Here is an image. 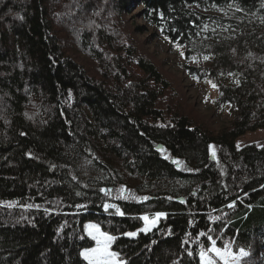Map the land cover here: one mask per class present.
<instances>
[{
  "label": "trees",
  "instance_id": "obj_1",
  "mask_svg": "<svg viewBox=\"0 0 264 264\" xmlns=\"http://www.w3.org/2000/svg\"><path fill=\"white\" fill-rule=\"evenodd\" d=\"M134 4L199 61L228 125L160 106L170 83L140 52ZM259 127L264 0H0V264H88L87 220L123 264H200L208 236L257 263L264 145L235 140ZM147 212L163 215L142 231Z\"/></svg>",
  "mask_w": 264,
  "mask_h": 264
},
{
  "label": "rangeland",
  "instance_id": "obj_2",
  "mask_svg": "<svg viewBox=\"0 0 264 264\" xmlns=\"http://www.w3.org/2000/svg\"><path fill=\"white\" fill-rule=\"evenodd\" d=\"M131 10L133 15L130 16L128 20L130 26L133 27L132 33L139 42L138 45L141 48L140 52L146 53L147 56L149 55L151 57L163 76L170 83V90H166L163 98H161L163 100V104L160 106L163 108L167 107L184 110L204 128H208L213 131H217L228 125L233 119V110L229 104H219L217 102V98L219 96L218 86L211 79H201L198 76H192L189 73L187 65H193L199 61L196 59L186 58L184 47L182 45L172 42L168 38L165 39L166 36L163 34L161 29L152 24L150 20L144 16L141 5L134 4L131 7ZM136 25L140 26V28H134ZM181 53H183V55H181ZM72 55L73 54H71V56ZM78 57L81 63H84V61L87 62L88 60L93 63L97 62L96 60L93 61L88 57L86 58V56L83 55V52L82 54H79ZM72 58L77 59L76 56H72ZM82 58H84V60H82ZM86 68L89 69L87 66ZM100 71L99 73H95L91 70L89 72H91L90 74L92 75L95 74L96 78L99 77ZM213 85H215V87H213ZM252 143L258 146L264 145V127L248 130L238 136L235 140V146L237 149ZM145 216L149 219L147 221L143 219L141 230L149 231L158 224L160 216L157 217V213L151 214L148 212L142 215V217ZM88 225H95L101 232L111 235L107 231L102 230L98 223L87 220L84 223L82 236L89 239L91 243L82 247L81 253L97 247V239H100L98 236L97 239H93V236L97 234L92 229L87 228L86 226ZM90 231L93 232V236L89 235ZM137 232V230L129 231L127 234L135 233L136 235ZM113 244L114 241L110 245V250L116 252L118 254V259L124 262L125 260L119 257V253L114 249ZM216 246L221 248L227 246L234 255H239L240 250L249 254L246 248L242 246L237 252L232 250L230 248L231 246L227 243L223 246ZM209 255L211 256L212 254L210 253ZM247 257L248 255L240 257L238 262L229 258V264H264V249L259 251V261L257 263L254 259L249 262L250 259H246ZM213 258L215 259V257ZM216 264H221V262L217 259Z\"/></svg>",
  "mask_w": 264,
  "mask_h": 264
},
{
  "label": "snow or ice",
  "instance_id": "obj_3",
  "mask_svg": "<svg viewBox=\"0 0 264 264\" xmlns=\"http://www.w3.org/2000/svg\"><path fill=\"white\" fill-rule=\"evenodd\" d=\"M165 39H167V37H165ZM181 55H183V53H181ZM204 59L207 60L209 57L205 56ZM213 87H215V85H213ZM209 147L212 149L211 145ZM212 155L215 157L214 151H212ZM175 163L179 164L180 162L175 161ZM232 206L233 205H229V207ZM105 207L108 208L111 206L106 205ZM117 211H119V209H117ZM120 214L123 215V213ZM162 215L163 213H157V217ZM142 219L147 221L149 218L145 216L142 217ZM86 227L92 229L97 234L93 236V232H89V235L93 236V239H97V236L100 237V239H97V247L81 253L88 264H123V261L118 259V254L110 250V245L115 240V237L101 232L100 229L95 225H88ZM128 235L134 236L135 233H129ZM201 235H203V233H201ZM207 240L209 241V246L206 248V250H202L199 253L200 264H216L217 259L221 262V264H229V258H232L234 261L238 262L240 257L248 255V253L244 252L243 250H240L239 255H234L227 246H224L223 248L217 247L216 241L211 236H208ZM210 253L212 254L211 256L209 255ZM213 257H215V259Z\"/></svg>",
  "mask_w": 264,
  "mask_h": 264
},
{
  "label": "water",
  "instance_id": "obj_4",
  "mask_svg": "<svg viewBox=\"0 0 264 264\" xmlns=\"http://www.w3.org/2000/svg\"><path fill=\"white\" fill-rule=\"evenodd\" d=\"M157 147H158L159 150L161 149V145H158ZM211 158H213L212 155H211ZM172 161H174V160H172ZM104 192H105V190H104Z\"/></svg>",
  "mask_w": 264,
  "mask_h": 264
}]
</instances>
